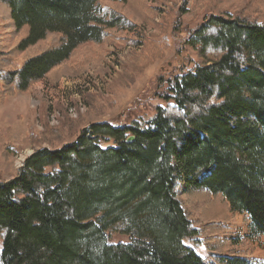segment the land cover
Wrapping results in <instances>:
<instances>
[{
  "label": "trees",
  "instance_id": "trees-1",
  "mask_svg": "<svg viewBox=\"0 0 264 264\" xmlns=\"http://www.w3.org/2000/svg\"><path fill=\"white\" fill-rule=\"evenodd\" d=\"M134 1L0 0L19 38L0 52V100L81 77L94 60L77 52L87 45L142 46L131 73L161 59L165 32L121 35L135 31L122 11H141ZM184 44L200 63L164 78L168 105L148 122L90 124L0 183V264H247L220 254L210 263L185 244L200 230L180 196L218 194L247 216V237L264 236V23L244 10L211 15Z\"/></svg>",
  "mask_w": 264,
  "mask_h": 264
},
{
  "label": "rangeland",
  "instance_id": "rangeland-1",
  "mask_svg": "<svg viewBox=\"0 0 264 264\" xmlns=\"http://www.w3.org/2000/svg\"><path fill=\"white\" fill-rule=\"evenodd\" d=\"M140 3L141 11L122 9L135 23V31L121 35L141 40L165 32L168 48L162 58L131 73L128 67L142 52V46L115 40L92 48L87 45L77 52L86 50L94 60L81 77H63L56 85L43 80L24 93L1 99L0 183L13 178L33 151L57 149L90 124L148 122L157 107L168 105L161 99L164 78L200 63L197 52L184 40L204 18L236 16L244 10L264 23V0H135L131 7ZM13 34L0 8V52H10L17 46L19 38ZM78 59L76 56L70 62ZM180 200L200 230L198 237L185 244L202 259L211 263L212 256L220 254L243 258L247 264H264V236L247 237L250 222L245 214L230 211L218 194L192 192L181 195ZM127 241L120 234L111 239L114 244ZM212 247L216 251L211 252Z\"/></svg>",
  "mask_w": 264,
  "mask_h": 264
},
{
  "label": "water",
  "instance_id": "water-1",
  "mask_svg": "<svg viewBox=\"0 0 264 264\" xmlns=\"http://www.w3.org/2000/svg\"><path fill=\"white\" fill-rule=\"evenodd\" d=\"M133 137H130V138H128V140H127V142H131V141H133Z\"/></svg>",
  "mask_w": 264,
  "mask_h": 264
}]
</instances>
